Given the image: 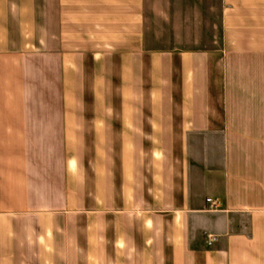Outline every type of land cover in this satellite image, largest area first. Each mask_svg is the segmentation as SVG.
Segmentation results:
<instances>
[{
    "label": "crops",
    "instance_id": "0c3cea01",
    "mask_svg": "<svg viewBox=\"0 0 264 264\" xmlns=\"http://www.w3.org/2000/svg\"><path fill=\"white\" fill-rule=\"evenodd\" d=\"M0 264H264V0H0Z\"/></svg>",
    "mask_w": 264,
    "mask_h": 264
},
{
    "label": "built area",
    "instance_id": "2783aa9c",
    "mask_svg": "<svg viewBox=\"0 0 264 264\" xmlns=\"http://www.w3.org/2000/svg\"><path fill=\"white\" fill-rule=\"evenodd\" d=\"M206 201L209 203L211 210H217V209H219V207L221 205V200L219 198H215L212 196L207 197ZM205 234L208 237L209 242H212L217 238V236L214 233L207 231V232H205Z\"/></svg>",
    "mask_w": 264,
    "mask_h": 264
}]
</instances>
